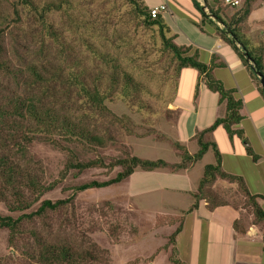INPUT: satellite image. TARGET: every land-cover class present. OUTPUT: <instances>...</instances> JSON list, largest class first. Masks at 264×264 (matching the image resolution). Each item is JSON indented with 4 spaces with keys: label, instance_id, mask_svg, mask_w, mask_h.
<instances>
[{
    "label": "rangeland",
    "instance_id": "1",
    "mask_svg": "<svg viewBox=\"0 0 264 264\" xmlns=\"http://www.w3.org/2000/svg\"><path fill=\"white\" fill-rule=\"evenodd\" d=\"M28 1L32 4L30 8L23 4V0H0V16H7L9 24H13V20L17 19L16 14L13 13L15 5L20 18L17 23L19 28L12 29V33L8 32L12 25L6 29L7 50L16 48L29 57L41 59L40 56L43 53L40 49L43 48L45 58L49 59L53 66H56L59 61L63 62L62 59H64L66 68L73 67L71 69L76 70L82 65V68L87 71L98 66L91 57L92 46L104 47L113 57L116 56L119 63L148 90L140 93V99L148 107L145 110H138L136 103L130 106L117 95H113L110 102H105L113 113L123 118L121 124L108 126L114 140L106 141L105 146L98 149L99 155L108 161L120 156L122 150H125L128 154L140 158H161L170 164L180 161L183 149L178 148L175 143L184 147V142L176 140L178 137L173 125L178 111L173 109L172 100L183 108L186 107L187 110L201 111L200 116L203 117L205 112L211 113L214 108V96L217 95L216 92L207 89L202 78L197 80V70L191 67L182 68L176 78L175 59L168 51L161 50L155 29L144 26L127 0ZM158 1L138 0L139 3H144L148 7L159 6ZM199 1L200 5H205L203 0ZM181 2V0H167L173 16L177 18L173 23L176 29L181 30L178 33L190 42L193 41L194 44L206 42L208 45L209 38L205 35L207 33L201 34L200 28L194 24L199 23L200 14ZM242 2L243 0H238V4L231 7L225 5L223 0H219L217 5L231 14L242 5ZM206 3L215 6L210 0ZM162 4L165 5L164 12L167 13L165 1ZM44 6L48 7V10L42 12V19L50 24L51 33H48L44 24L38 20L40 17L37 12ZM4 24L1 23V25ZM205 26L204 23L200 24L201 28ZM240 32L250 46L260 47L263 50L261 57L264 65V1L255 0L251 4V12L241 24ZM60 45L63 50H59ZM202 50L197 51L198 59L204 62L207 56ZM192 51L190 50L189 54ZM75 63L79 64L75 65ZM214 73L222 77L226 84L228 81L233 83L237 81L241 86L243 74L237 70H233L231 74L230 70L218 67L214 69ZM64 84L67 86L66 82ZM21 87L22 85L19 86L0 71V104L4 102L7 95L19 91L23 93L25 91L23 88L29 92L34 91L29 87L28 89ZM242 87L235 95L237 97L240 95L241 99L245 96ZM71 90L66 92L65 89L57 93L55 97L59 100L52 99L54 107L56 109L62 107L60 112L72 116L73 119L85 121L81 115L82 107L79 105L82 99L76 97L74 89ZM198 90L203 94L200 108L193 101L194 96L199 93ZM208 94H212L213 98L208 97ZM262 98L260 97L261 101L264 99ZM188 122L189 115H183L180 131L188 128ZM217 127L221 128L220 125L215 128ZM100 128L101 125L98 124L96 131ZM220 128L215 129L218 149L225 152L227 146L219 135ZM206 137L207 133L204 139ZM61 142L64 143V141ZM194 142L195 144L192 142L186 144L187 150L197 145L196 140ZM243 146L245 147L244 144ZM65 153L64 150L51 144L33 140L28 151L30 161L28 165L31 168L29 169L41 175V181L44 184H52L51 189L46 191L40 200H68L70 197L72 200L65 201L61 206L46 213L23 218L19 234L13 239V244L9 241L7 229L0 228V264H36L35 261L26 259L22 252L24 248L35 246L33 232L47 242L67 243L76 249L92 251L97 256L94 264H152L154 259L156 260L153 264H172L174 257L172 250L169 253V248L171 249L173 242L171 243L169 236L181 219L183 220V213L170 210L162 214L154 209L166 211L162 209L164 206L160 203L168 202L172 197L181 202L185 200V197L184 195L175 196L172 192L161 188L153 192L146 191V187L161 184L184 186L185 178L174 174L181 170L172 167H164L163 170H159L160 172L156 169L150 172L136 169L132 177L120 183L87 189L72 195L74 185L89 180H105L112 177L117 168L112 171L102 167L88 168L78 174L70 171L66 177L60 178L59 171L64 164ZM94 155L95 153L87 152L81 157L91 158ZM224 158H230V156L224 154ZM199 160L196 161L199 164L195 166L202 167L201 164L205 163L206 159L202 160L201 157ZM236 165L235 169L246 179L251 177L249 161L240 160ZM259 169L263 171V164ZM144 173L147 176L143 177ZM240 176L243 178L241 174ZM144 189L145 191H142ZM204 191H207L210 197L213 196L218 201L230 204L234 209L240 208L246 213L249 212L246 211L248 203L245 196L237 188L236 183L217 178L204 188ZM37 205L38 202L24 212L35 210ZM147 206L148 209H146ZM156 206L158 207L153 208ZM20 213L9 211L0 201L1 215H11L16 218ZM251 218L253 220L254 217L251 216ZM160 251L165 252L167 258L163 254L156 258Z\"/></svg>",
    "mask_w": 264,
    "mask_h": 264
},
{
    "label": "trees",
    "instance_id": "2",
    "mask_svg": "<svg viewBox=\"0 0 264 264\" xmlns=\"http://www.w3.org/2000/svg\"><path fill=\"white\" fill-rule=\"evenodd\" d=\"M127 1L131 4L133 12L140 18L144 26L155 29L161 50L168 51L175 59V77L178 78L180 70L185 67L197 70L202 75V80H204L207 89L218 94V102H224V113L222 116L216 117L211 125L196 132L194 135L197 143L195 152L189 153L183 146L175 143L178 148L183 149L181 159L177 163L170 164L161 158H140L128 154L125 150H122L120 156L105 161L99 155L98 149L103 148L106 141L114 140L109 133L108 126L121 124L123 118V116L113 113L105 102H110L111 97L117 95V97L129 103L130 106L136 103L138 110H145L148 107L140 99V93L148 90L119 63L116 56L113 57L104 47L92 46L91 57L98 66L87 71L82 68V65L79 69L75 66L76 70L71 69L73 67L66 68L64 59H62L63 62L59 61L56 66H53L51 61L45 58L43 48L40 49V52L43 53L40 56L41 59L34 58V56L29 57L25 52L16 50V48L10 51L7 50L5 46L7 27L12 25V28L8 30L9 33L13 32L12 29L19 28L17 25L20 21L19 11L14 5L13 13L16 14L17 19L13 20V24H9L7 16H0V71L6 77L13 79L19 86L22 85L27 89L29 87L34 91L29 92L23 88L25 90L23 93L19 91L7 95L4 102L0 104V201L6 205L9 211L21 212L16 218L11 215L0 214V228L7 229L9 241L12 244L13 239L19 234L23 218H30L33 214L46 213L61 206L65 201L72 200L71 197L68 200H40V197L51 189L52 184H44L41 181V175L30 170L28 151L33 140L46 142L66 152L64 164L59 171L60 178L66 177L70 171H73V174H78L88 168L102 167L107 171L117 168L114 175L105 180H89L74 185L72 195L79 191L120 183L136 169L142 171L164 167L185 169L189 164L199 160L207 150L211 149L213 160L203 166L201 176L197 180L196 189L188 192L192 197V203L185 211L181 212L183 213L182 218L184 214L196 209L200 200H205L209 207L226 203L216 200L213 196L210 197L207 195V191H204V188L219 178L230 183H236L237 188L245 196L248 211L254 217L252 222H262L264 224V210L257 201V199H262L263 196L250 193L240 175L223 170L221 167V154L216 143L204 139L206 133L211 132L216 126L220 125L229 138L235 136L242 141L245 145L246 154L253 161L258 158L250 148L243 131L240 128H234L242 119L240 114L242 101L233 96L234 89L224 88L222 82L211 73L213 67L222 66L223 64L214 63L213 58L208 64L202 62L198 59L196 49L189 54L191 50L189 45L176 44L173 41L174 34L171 33L162 14L158 13L151 17L147 5L139 3L138 0ZM190 1L200 14L199 23L195 22L194 24L203 31L200 24L204 23L205 27L208 28L204 32L208 34L214 32L221 40L233 47L241 62L248 68L252 80L259 86V91L264 98V90L260 87L259 79L255 74L256 70H260L264 77V65L261 57L263 50L260 47L250 46L240 32V26L250 14L251 4L255 0H243L242 5L231 14H228L225 10L223 11L217 5L219 0H210L215 6L208 5L207 0H204V6L200 5L197 0ZM23 4L29 8L32 6L28 0H23ZM204 7L207 8L208 13L203 10ZM46 10H48V7L44 6L37 12L38 17H40L38 20L44 24V28L48 33H51L50 24L42 19V12ZM1 23L5 24L1 25ZM59 44L62 43L59 42ZM61 46L59 50H63ZM243 52L249 56L251 64L245 59ZM78 64L75 63V65ZM19 79L22 81H18ZM64 82L67 83L68 87ZM65 89L66 92L74 89L76 97L82 99L79 105L82 107L81 115L85 121L83 119H73L72 116L60 112L63 109L62 107L57 109L54 107L52 99L56 98L57 93ZM98 124L101 125V128L96 131ZM61 141H64L65 144ZM87 152L95 153L94 157L82 158V154ZM37 202L38 205L35 210L24 212ZM181 224L182 219L171 232L169 236L171 243L180 231ZM37 235L36 232L32 233L35 246L22 250L25 258L35 261L36 264H94L97 259L96 254L92 251L76 249L67 243L47 242ZM176 263H178L177 260L172 262V264Z\"/></svg>",
    "mask_w": 264,
    "mask_h": 264
},
{
    "label": "crops",
    "instance_id": "3",
    "mask_svg": "<svg viewBox=\"0 0 264 264\" xmlns=\"http://www.w3.org/2000/svg\"><path fill=\"white\" fill-rule=\"evenodd\" d=\"M164 1L166 3L167 13L164 12L165 9L162 10L164 13H160H162V16L165 19L166 24L169 26L171 33L174 34L173 41L176 44H183L186 46L189 45L191 50L197 48L200 51L203 49L202 51H204L207 56L204 63L208 64L213 58L214 63L223 64L222 66L213 67L211 71L212 75L222 82L224 88L234 89L235 91L233 96L242 101V107L240 109L242 119L234 126V128H240L243 131L250 148L258 156V158L256 161H253L251 157L246 154L245 147L243 146V143H241L240 139L235 136L229 138L222 127H217L221 129L219 130V135L222 138V142L227 146L225 152L220 151L221 167L227 172L239 175L241 174L244 178V183L248 191L252 194H260L263 196L262 199H257V201L264 210V99L262 98L263 101L260 99L262 95L259 91V86H257L252 80L248 68L241 62L233 47L227 42L221 40L214 32H211V34L204 32L205 29H208L207 27H203L201 34L207 33L205 35H208L207 37L209 38L208 45L206 42L203 44H194L193 41L190 42L184 38L183 35L178 33L181 30L179 28L176 29V26L173 23L177 18L173 16L167 0H159L158 2L162 4ZM181 1V3H184L188 6V8L196 11L190 0ZM197 1L201 4L199 0ZM204 11L207 13L206 7L204 8ZM197 19H199V17ZM218 67L230 70L231 74L233 70H237L243 74L241 86H243L242 91L245 92V96H242V99L239 94L238 97L235 96L237 91L241 90L240 84L237 81H234V83L228 81L226 84L222 77H219L216 73H214V69ZM201 78L202 75L198 73L197 80ZM202 95L203 94L199 92L193 99L194 103H196L199 108L202 103ZM207 96L213 98L212 94H208ZM214 97V108L210 114H206L205 112L203 117L200 116L201 111L187 110L186 107L183 108L179 103H175L172 100L173 109L178 111L173 125L174 131L178 137L176 140L184 142L183 145L186 150V144L189 142L195 144L194 135L196 132L208 127L212 124L216 117L223 115L225 104L224 102H218V94ZM187 114L189 115V122L187 124L188 128H186L185 131H180L182 116ZM215 129L207 133L205 140L214 141L219 148L217 141L218 137L216 136ZM196 146L194 147L195 150L191 147V149H188L187 151L189 153L195 152L197 149ZM224 154L226 156L229 155L230 158H224ZM211 155L213 154L210 149L204 153L202 160L206 159V161L201 164L202 167L204 164L212 162ZM240 160H244L246 162L249 161L251 164V177H249V179H246L242 173H239L235 169V166H237L236 163H239ZM199 162H194L185 169H180L182 172L179 170V173H174L185 178L186 185L184 186L181 185L179 187L175 185L173 186L172 184H161L160 186L155 185L146 187V191L153 192L161 188L172 192L175 196L184 195L185 197V200L181 202H178L176 199H172V197L170 200L173 201V203L170 200H168V202L164 201L160 203L164 206L162 209L166 211H158L156 209H154V211L166 214L170 210L182 212L189 207L192 203V197L188 192L195 190L197 180L201 176L202 167L195 166L198 165ZM262 164L263 171L259 169ZM156 170H158L157 172H160L159 170L163 169ZM134 172L128 177H132ZM144 176H147V174L144 173L143 177ZM131 191L134 192V190ZM142 191H145V189ZM157 207L158 206L153 208ZM146 209H148V206ZM244 211L245 210L240 208L234 209L230 204H220L209 207V204L205 200L199 201L196 209L184 214L181 229L175 235L171 249L169 248V253H171L172 250L174 260H177L181 264H264V224L262 222L253 223L251 220L252 214ZM161 254L165 255V258H167V255L163 251H160L156 258L161 256ZM155 260L156 259H154L151 263L153 264Z\"/></svg>",
    "mask_w": 264,
    "mask_h": 264
},
{
    "label": "built area",
    "instance_id": "4",
    "mask_svg": "<svg viewBox=\"0 0 264 264\" xmlns=\"http://www.w3.org/2000/svg\"><path fill=\"white\" fill-rule=\"evenodd\" d=\"M224 4H228L230 6H235L238 4V0H223ZM165 6L160 4L159 6L149 7V14L151 17H154L156 14L160 13V11L164 10Z\"/></svg>",
    "mask_w": 264,
    "mask_h": 264
},
{
    "label": "water",
    "instance_id": "5",
    "mask_svg": "<svg viewBox=\"0 0 264 264\" xmlns=\"http://www.w3.org/2000/svg\"><path fill=\"white\" fill-rule=\"evenodd\" d=\"M245 59L251 64V61L249 59V56L245 54V52H243ZM255 74L257 75L258 79H259V84L260 87L264 90V77L262 76V72L260 70H256Z\"/></svg>",
    "mask_w": 264,
    "mask_h": 264
}]
</instances>
